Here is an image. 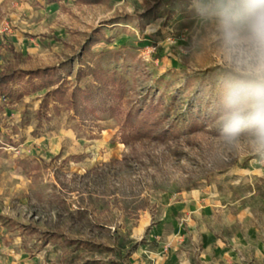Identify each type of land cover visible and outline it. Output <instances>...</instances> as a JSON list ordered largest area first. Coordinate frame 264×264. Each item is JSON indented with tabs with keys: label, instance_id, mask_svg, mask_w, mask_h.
<instances>
[{
	"label": "rangeland",
	"instance_id": "obj_1",
	"mask_svg": "<svg viewBox=\"0 0 264 264\" xmlns=\"http://www.w3.org/2000/svg\"><path fill=\"white\" fill-rule=\"evenodd\" d=\"M210 2L0 0V72L23 94L0 98V245L17 242L20 261L264 264V151L247 126L225 133L229 73ZM85 61L125 77L106 111L41 109L56 85L25 87L22 73L47 67L70 92L84 87ZM138 107L167 128L196 119L159 137L126 127Z\"/></svg>",
	"mask_w": 264,
	"mask_h": 264
},
{
	"label": "clouds",
	"instance_id": "obj_2",
	"mask_svg": "<svg viewBox=\"0 0 264 264\" xmlns=\"http://www.w3.org/2000/svg\"><path fill=\"white\" fill-rule=\"evenodd\" d=\"M209 11L229 73L225 133L247 126L264 151V0H211Z\"/></svg>",
	"mask_w": 264,
	"mask_h": 264
},
{
	"label": "trees",
	"instance_id": "obj_3",
	"mask_svg": "<svg viewBox=\"0 0 264 264\" xmlns=\"http://www.w3.org/2000/svg\"><path fill=\"white\" fill-rule=\"evenodd\" d=\"M49 4L57 3L63 0H45ZM65 1V0H64ZM86 3H97L101 0H76ZM160 5L149 9L146 13L139 16L141 20V26L144 28L149 24L150 20L156 17L157 10ZM98 40L95 38L94 42ZM101 58L109 56V54L104 53ZM16 75L13 73H8L5 71L0 72V98L8 100L13 103L15 100L21 99L23 94H19L15 91L13 85L16 83ZM22 76L27 78L25 82V87L36 88L35 80H39L42 86H55L56 88L47 93L46 99L41 105V109L48 107V102L52 101L56 105L54 108L58 110V103L66 105L71 108L76 114L86 113L95 114L96 112L106 111L108 108L109 101L117 97L120 94V87L125 81V77L118 71L112 70L108 71L102 68L100 65H92L89 62H83L82 67L77 73V81L81 82L87 77H91L92 81L87 83L84 87L77 86L73 89L67 90L64 86V79L62 71L59 67H47L41 70L28 71L22 73ZM62 82V83H61ZM42 87H39L40 89ZM70 92V93H69ZM40 109L39 113L42 114ZM151 113L148 109L138 107L130 113H128L125 122H132L131 125L127 124L126 127L132 128L133 124L136 122L141 123L139 129L146 130V132L154 131L155 128L159 129V137L167 134H171L172 137L177 136V131L180 127L185 126V124L192 119H196L193 114H189L184 118L183 121H176L175 124L167 126L162 125L161 116H157ZM185 117V116H184ZM181 122V123H179ZM174 126V130L173 129ZM143 133V134H145Z\"/></svg>",
	"mask_w": 264,
	"mask_h": 264
},
{
	"label": "crops",
	"instance_id": "obj_4",
	"mask_svg": "<svg viewBox=\"0 0 264 264\" xmlns=\"http://www.w3.org/2000/svg\"><path fill=\"white\" fill-rule=\"evenodd\" d=\"M179 210V209H178ZM173 216V215H171ZM172 224H174V233L177 232L178 223L176 217L172 218ZM176 221V222H175ZM16 242V240L14 239ZM1 246V260L0 264H30L28 260L20 261L18 257V243H10Z\"/></svg>",
	"mask_w": 264,
	"mask_h": 264
},
{
	"label": "built area",
	"instance_id": "obj_5",
	"mask_svg": "<svg viewBox=\"0 0 264 264\" xmlns=\"http://www.w3.org/2000/svg\"><path fill=\"white\" fill-rule=\"evenodd\" d=\"M0 260H1V246H0Z\"/></svg>",
	"mask_w": 264,
	"mask_h": 264
}]
</instances>
